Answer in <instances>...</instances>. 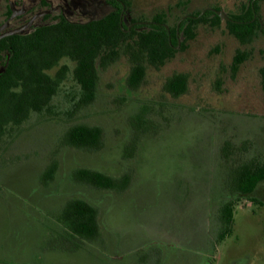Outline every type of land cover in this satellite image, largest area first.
<instances>
[{"label":"rangeland","instance_id":"1","mask_svg":"<svg viewBox=\"0 0 264 264\" xmlns=\"http://www.w3.org/2000/svg\"><path fill=\"white\" fill-rule=\"evenodd\" d=\"M251 1L129 0L133 17L144 22L160 14L173 27L207 9L219 10L222 21L199 24L195 38L160 68L147 64L136 90L127 84L132 62L125 53L99 66L97 96L86 107H76L75 63L61 61L69 71L51 107L0 145V264H159L165 254L171 264H264V182L255 193L260 204H236L225 238L219 219L229 171L264 157V0H255L262 29L252 41L241 43L225 23ZM178 73L187 75V90L173 96L165 83ZM76 124L101 127L102 147L66 146L65 132ZM52 165L57 170L46 181ZM81 167L130 182L123 190L81 184L73 178ZM73 198L98 208L101 227L98 239L76 250L60 241L58 220Z\"/></svg>","mask_w":264,"mask_h":264},{"label":"trees","instance_id":"2","mask_svg":"<svg viewBox=\"0 0 264 264\" xmlns=\"http://www.w3.org/2000/svg\"><path fill=\"white\" fill-rule=\"evenodd\" d=\"M256 10L257 3L252 0L245 11L226 14L228 31L241 43L252 41L262 29L255 18ZM221 21L216 10L207 9L187 15L173 27L160 14L144 22L133 17L129 0H109L108 9L95 18L73 21L61 14L46 16L42 23L1 39L0 145L33 114H41L51 107L69 71L68 65H61L64 58L75 63L72 73L79 86L76 107L82 108L96 99L99 66L106 68L125 53L132 62L127 84L136 90L144 82L147 64L160 68L174 57L178 45L184 49L195 38L199 24L216 26ZM243 60V54L236 55L237 64ZM58 66L57 72L51 74L50 71ZM260 75L264 86V67ZM187 84V75L178 73L166 81L165 90L173 96H181L186 92ZM103 137L104 131L99 126L76 124L65 132L63 143L76 149L98 150L102 147ZM229 145L224 146L227 153ZM56 170L57 165L50 166L44 179L52 180ZM73 178L78 183L107 190L126 189L130 182L128 176L117 178L85 167L74 171ZM262 182V156L253 157L229 171L226 182L229 199L219 211V219L226 228L221 238L232 231L236 204L244 198L261 203L255 193ZM58 220L65 228L60 241L69 249H79L81 241H94L100 236L99 210L86 199L67 201Z\"/></svg>","mask_w":264,"mask_h":264},{"label":"flooded vegetation","instance_id":"3","mask_svg":"<svg viewBox=\"0 0 264 264\" xmlns=\"http://www.w3.org/2000/svg\"><path fill=\"white\" fill-rule=\"evenodd\" d=\"M20 1L0 0V34L25 25L43 11L47 13L35 19L33 24L42 23L46 16L54 17L58 14L73 21H84L101 15L109 7V0H24V4L19 5ZM8 36L11 35L3 38ZM165 255L159 264H171L172 256Z\"/></svg>","mask_w":264,"mask_h":264},{"label":"water","instance_id":"4","mask_svg":"<svg viewBox=\"0 0 264 264\" xmlns=\"http://www.w3.org/2000/svg\"><path fill=\"white\" fill-rule=\"evenodd\" d=\"M124 6V5H123ZM219 15H222L220 11H217ZM45 13H47L46 11H43V12H39L37 13L28 23H26L25 25L21 26V27H18L16 29H13L11 31H8V32H5V33H2L0 34V39L7 36V35H13V34H17V33H20L22 32L23 30L27 29L28 27H30L34 20L37 19L38 17L44 15ZM185 18V17H184ZM182 18V19H184ZM179 46V45H178Z\"/></svg>","mask_w":264,"mask_h":264}]
</instances>
